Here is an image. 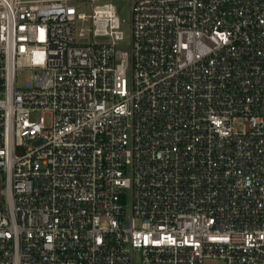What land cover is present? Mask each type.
<instances>
[{"label": "built area", "instance_id": "obj_1", "mask_svg": "<svg viewBox=\"0 0 264 264\" xmlns=\"http://www.w3.org/2000/svg\"><path fill=\"white\" fill-rule=\"evenodd\" d=\"M114 1L0 0V264H264V0Z\"/></svg>", "mask_w": 264, "mask_h": 264}, {"label": "rangeland", "instance_id": "obj_2", "mask_svg": "<svg viewBox=\"0 0 264 264\" xmlns=\"http://www.w3.org/2000/svg\"><path fill=\"white\" fill-rule=\"evenodd\" d=\"M114 5L117 9V16L120 20V30L123 32L124 40L119 44V48L123 51H129V43L131 38V27H130V18H131V7L128 0H116ZM83 12H87L86 9ZM105 38H97L96 40H103ZM29 78V73H23L19 76V83L24 84ZM41 113L34 114V118L38 119ZM135 264H139V259L136 258Z\"/></svg>", "mask_w": 264, "mask_h": 264}]
</instances>
